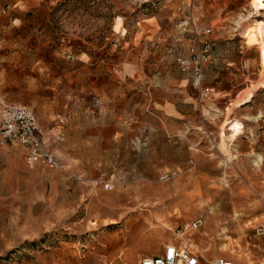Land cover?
<instances>
[{"label":"rangeland","instance_id":"1","mask_svg":"<svg viewBox=\"0 0 264 264\" xmlns=\"http://www.w3.org/2000/svg\"><path fill=\"white\" fill-rule=\"evenodd\" d=\"M204 36L202 97L177 58ZM5 103L34 111L58 166L0 139V264H136L200 215L192 247L229 256L264 220V0H0Z\"/></svg>","mask_w":264,"mask_h":264},{"label":"built area","instance_id":"2","mask_svg":"<svg viewBox=\"0 0 264 264\" xmlns=\"http://www.w3.org/2000/svg\"><path fill=\"white\" fill-rule=\"evenodd\" d=\"M208 34L209 28H196V33ZM212 48L211 39L203 37L198 48L191 47L187 57H178L177 61L181 71L190 67L192 71V85L200 92L202 97L210 94L213 88L202 83V66L210 57ZM0 134L6 139L16 140L28 147L26 161L32 165L35 162H44L48 167L58 166L56 154L49 148L43 138L41 128L38 126L34 111L21 104L5 103L0 107ZM176 171H165L160 174L162 179H170ZM201 219L182 225V230L198 227ZM255 233L264 234V224L255 228ZM136 264H233L231 260L220 257L209 261L191 254L185 247L167 243L159 254L141 256Z\"/></svg>","mask_w":264,"mask_h":264},{"label":"crops","instance_id":"3","mask_svg":"<svg viewBox=\"0 0 264 264\" xmlns=\"http://www.w3.org/2000/svg\"><path fill=\"white\" fill-rule=\"evenodd\" d=\"M212 52L213 51H211V53H210L211 57H209L208 61L211 60V58H212V55H213ZM208 61H206V62H208ZM172 107L173 106H170V104L167 106H164V110L167 112V114L171 113L170 111H171ZM239 130H240V128H239ZM237 133L238 132L232 131L230 134H226L225 131H221V129H220V134H219L220 144H221L220 149H222V152L225 156L226 165H228L229 162L234 159V156L230 153L228 146L225 143V140L228 139L229 135H233L235 138ZM0 139H2V142L5 141L7 143H15L17 146H19V145L22 146L24 148V150L23 151L18 150V151H22L23 154L25 155V159H26V155L29 151L28 147H26L25 145L21 144L20 142H18L16 140L6 139V138L2 137L1 134H0ZM258 159L259 158L257 157L256 161H258ZM26 163L28 164V162H26ZM35 164H39V162H35L32 165L29 164L28 166L31 168V167H34ZM172 170L177 172L176 169H172ZM221 183L226 184V180L222 179ZM158 191L161 193V196L166 197V198H171V197L177 196V195H175L176 193L170 194L168 189L164 188V187L158 188ZM231 192H232V190H231ZM184 198H185L184 201H186L188 203H192V201L194 200L193 195H184ZM231 199H232L231 204L235 208H237L238 205L241 204V197L237 193L232 192L231 193ZM238 215H239V209H235L234 216L236 217ZM198 218L201 219L200 226L188 228L186 230H182L183 224L192 223V221H194ZM204 222H205V219L200 215V216H196V217L192 218V220L182 221L181 223H178L175 230L177 231V234H179L180 239L177 242H172V243L175 244L176 246L185 247L191 254H195L196 256L202 258L203 260H207V261L214 259V258H217V257H220L223 259L226 258L228 260H231L233 264H264V234L255 233V228L257 226H260L261 224H264V220H261V221L257 222L256 224H254V227L252 228L251 233H249V232L243 233L244 236L241 239H243V241H245V242L244 243L242 242L243 245L241 246L242 248L240 247L241 248L240 252H239L240 244L236 243V244H233L232 247L224 245V247L222 248V250L229 248V250H230L229 256L209 255V257L204 256L198 249L192 247L194 245H198L199 243H201L200 239H201L202 235L199 234L198 230H199V228H201L203 226ZM162 230L159 229L157 232L161 233ZM247 234H249V235H247ZM181 239L183 241H185V243H183L181 241Z\"/></svg>","mask_w":264,"mask_h":264},{"label":"bare ground","instance_id":"4","mask_svg":"<svg viewBox=\"0 0 264 264\" xmlns=\"http://www.w3.org/2000/svg\"><path fill=\"white\" fill-rule=\"evenodd\" d=\"M134 235H136V233H134ZM128 240V239H127Z\"/></svg>","mask_w":264,"mask_h":264}]
</instances>
